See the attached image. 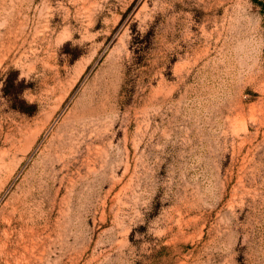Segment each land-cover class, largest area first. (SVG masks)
I'll return each mask as SVG.
<instances>
[{
  "label": "rangeland",
  "instance_id": "374dc122",
  "mask_svg": "<svg viewBox=\"0 0 264 264\" xmlns=\"http://www.w3.org/2000/svg\"><path fill=\"white\" fill-rule=\"evenodd\" d=\"M0 264H264V0H0Z\"/></svg>",
  "mask_w": 264,
  "mask_h": 264
}]
</instances>
